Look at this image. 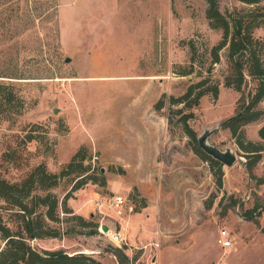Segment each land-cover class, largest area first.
Wrapping results in <instances>:
<instances>
[{
	"label": "rangeland",
	"instance_id": "374dc122",
	"mask_svg": "<svg viewBox=\"0 0 264 264\" xmlns=\"http://www.w3.org/2000/svg\"><path fill=\"white\" fill-rule=\"evenodd\" d=\"M253 7L220 0L222 12ZM207 8V0H0V82L22 101L0 113V175L21 181L41 163L60 173L84 146L93 176L68 198L73 213L59 206L60 220L48 221L62 236L34 246L83 252L102 264H119L117 248L129 264H264V151L250 174L251 155L231 129H215L210 142L238 155L233 166L222 164L219 185L182 122L190 114L198 143L206 127L238 110L241 92L225 86L227 48L212 62L210 50L223 32L211 27ZM258 8L264 12V0ZM254 35L264 39V23ZM203 78L218 85V97L207 93L192 108L171 103ZM263 125L264 116L246 124L245 138L264 143ZM75 177L50 192L62 202ZM116 194L127 200L121 216L95 203ZM246 210H254L251 223ZM223 229L229 248L220 242ZM119 231L126 242L113 239Z\"/></svg>",
	"mask_w": 264,
	"mask_h": 264
},
{
	"label": "trees",
	"instance_id": "16d2710c",
	"mask_svg": "<svg viewBox=\"0 0 264 264\" xmlns=\"http://www.w3.org/2000/svg\"><path fill=\"white\" fill-rule=\"evenodd\" d=\"M256 7L249 9H235L222 12L220 0H207V17L212 28L221 29L222 39L210 50L212 62L221 61L220 52L227 48V60L231 68L225 77V86L241 92L238 99L237 113L225 119L223 127L230 128L233 137L239 147L246 155H251V160L246 162V170L252 174L255 165L262 159L264 143L247 140L243 127L251 122L260 120L264 116V109L260 107L264 103V39L254 35V29L264 23L260 18L264 12L260 11L258 4L262 0H240ZM191 59L195 58V46L191 42ZM194 60L192 62V65ZM193 69L181 72L182 75L190 74ZM255 81V86L249 83ZM0 89H5V96L0 97V113L8 110L22 101L9 84L0 82ZM213 93L218 97L219 87L210 84L208 78L192 83L186 92L179 96L170 98L173 105L183 104L186 108L197 105L202 96ZM163 100L157 103V108L163 107ZM182 113V108L176 110ZM190 114L182 116V122L187 134L194 141V150L204 160L209 161L222 185L224 170L222 163L204 152L196 141V132L189 128L188 120ZM259 137L264 141V125L258 131ZM35 136H28V141ZM86 147L82 146L72 157L71 161L60 173H51L46 165H37L21 181L11 182L0 175V199L5 204H0V264H102V262L91 255L83 252L70 254L64 249H40L33 245L32 241L46 237H61L62 233L57 228L49 225L48 221H59V206L64 212L73 213L67 206V200L71 194L83 186L88 180L93 179L89 173L90 168L84 164ZM75 173V182L71 190L64 196L62 202L50 192L57 186L60 180ZM105 183L102 178L101 184ZM254 210H246L242 216L247 220L254 219ZM11 213L10 225L6 220V214ZM79 220H84L78 216ZM115 255L119 264H129V256L117 248Z\"/></svg>",
	"mask_w": 264,
	"mask_h": 264
},
{
	"label": "water",
	"instance_id": "95a60500",
	"mask_svg": "<svg viewBox=\"0 0 264 264\" xmlns=\"http://www.w3.org/2000/svg\"><path fill=\"white\" fill-rule=\"evenodd\" d=\"M69 60L70 59L67 58V61ZM223 124L224 122H221L216 127H206L204 133L198 137V144L199 147L208 155L220 161L222 164L230 167L233 166L238 160L237 153L230 147H227L226 149H221L220 147L210 142L211 134L214 132L215 129L223 128ZM102 229L105 232H108L109 226L103 224Z\"/></svg>",
	"mask_w": 264,
	"mask_h": 264
},
{
	"label": "built area",
	"instance_id": "2783aa9c",
	"mask_svg": "<svg viewBox=\"0 0 264 264\" xmlns=\"http://www.w3.org/2000/svg\"><path fill=\"white\" fill-rule=\"evenodd\" d=\"M102 198L99 196L96 198L95 203L98 207H102L104 204L112 209L117 215L121 216L124 214L126 206H127V200L122 195H112L107 197L104 201L101 200ZM129 210L132 211L133 208L129 207ZM229 235V232L226 229L221 230V239L220 242L222 245L226 248L232 246V240L230 238H227ZM113 239L117 242H126L125 237L123 236L122 232H115Z\"/></svg>",
	"mask_w": 264,
	"mask_h": 264
},
{
	"label": "crops",
	"instance_id": "0c3cea01",
	"mask_svg": "<svg viewBox=\"0 0 264 264\" xmlns=\"http://www.w3.org/2000/svg\"><path fill=\"white\" fill-rule=\"evenodd\" d=\"M246 222H247V223H251L250 220H249V222H248V221H246ZM237 224H238V223L236 222L235 225H237ZM251 230H252V228H251ZM234 234H235V233H234ZM228 248H229V247H228ZM153 261H155V262H156V261H159V258L154 257V258H153ZM160 262H161V258H160Z\"/></svg>",
	"mask_w": 264,
	"mask_h": 264
}]
</instances>
